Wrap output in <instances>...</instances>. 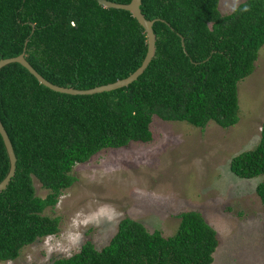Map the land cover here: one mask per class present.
<instances>
[{
	"label": "trees",
	"instance_id": "obj_1",
	"mask_svg": "<svg viewBox=\"0 0 264 264\" xmlns=\"http://www.w3.org/2000/svg\"><path fill=\"white\" fill-rule=\"evenodd\" d=\"M219 2L142 0L146 18L157 19L156 53L137 80L115 90L61 93L18 62L0 69V119L18 158L0 191V261L59 232L60 216L46 210L77 180L74 166L106 148L151 141L154 115L201 128L211 120L225 128L239 122L238 84L253 73L264 46V0H245L229 14ZM24 50L51 82L88 89L133 73L148 43L130 11L97 0H0V60ZM9 168L0 134V182ZM230 169L241 178L264 176V122L259 143L233 156ZM34 178L46 197L36 194ZM256 190L264 205V179ZM179 218L175 233L165 236L124 217L101 249L88 240L73 255L43 264H212L215 227L197 210Z\"/></svg>",
	"mask_w": 264,
	"mask_h": 264
},
{
	"label": "rangeland",
	"instance_id": "obj_2",
	"mask_svg": "<svg viewBox=\"0 0 264 264\" xmlns=\"http://www.w3.org/2000/svg\"><path fill=\"white\" fill-rule=\"evenodd\" d=\"M245 0H220L229 14ZM239 122L205 128L153 116V139L106 148L77 163L75 183L46 214L60 216V230L22 248L0 264H43L71 256L91 240L108 244L124 217L169 236L182 211L197 210L218 232L212 264H264V205L257 185L264 176L241 178L230 169L233 156L253 149L264 122V46L255 70L238 84ZM36 194L48 190L34 178Z\"/></svg>",
	"mask_w": 264,
	"mask_h": 264
},
{
	"label": "water",
	"instance_id": "obj_3",
	"mask_svg": "<svg viewBox=\"0 0 264 264\" xmlns=\"http://www.w3.org/2000/svg\"><path fill=\"white\" fill-rule=\"evenodd\" d=\"M102 6L107 7V8H119V9H124L130 11L135 18L142 24L144 27L146 34H147V43H148V50L147 54L142 62V64L129 76L125 78L118 79L114 82L107 83V84H102L99 86H95L93 88H88V89H79V88H74V87H69V86H61L58 84H55L45 78L26 58V53L25 50L17 55V56H12V57H7V58H2L0 60V69L3 68L5 65L12 63V62H18L22 64L24 67H26L37 79L40 83L43 85L49 87L50 89L54 91H58L61 93H67V94H81V95H90V94H96V93H101L105 91H111L115 90L124 86H128L129 84L133 83L135 80H137L147 69L149 66L150 62L155 56L156 53V40H157V35L154 31V23L157 19H148L146 16L143 14L142 9H141V4L142 0H131L129 3H120V2H115L111 0H97ZM35 28L33 27V30ZM28 40H26L27 44ZM184 44V43H183ZM0 134L2 135V138L4 140V144L6 146V150L9 156L10 160V168L5 176V178L0 182V191L4 190L7 188L9 185L11 179L14 177L17 169V155L13 146V143L11 141V138L2 123L0 119Z\"/></svg>",
	"mask_w": 264,
	"mask_h": 264
}]
</instances>
